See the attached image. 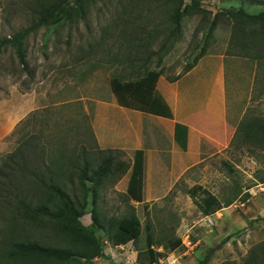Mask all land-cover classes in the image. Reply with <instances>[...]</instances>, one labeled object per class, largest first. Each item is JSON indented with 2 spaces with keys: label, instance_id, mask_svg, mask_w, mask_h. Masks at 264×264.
Masks as SVG:
<instances>
[{
  "label": "rangeland",
  "instance_id": "obj_1",
  "mask_svg": "<svg viewBox=\"0 0 264 264\" xmlns=\"http://www.w3.org/2000/svg\"><path fill=\"white\" fill-rule=\"evenodd\" d=\"M46 1L50 0H0V44L38 23ZM75 1L67 4L73 6ZM199 1L206 13H190L178 28L172 22L178 6L175 0H87L83 15L31 32L23 45L25 66L15 47L5 44L0 52V166L1 158L25 140L34 139L46 147L47 163L68 193L76 200L86 193L88 214L81 221L90 228L93 186L86 180L85 192L81 177L87 162L90 176L109 156L100 153L96 113L99 105L117 100L116 83L137 81L149 70L176 78L202 50L204 54L223 49L227 43L229 52L244 64L241 79L246 82L237 95L236 133L227 149L195 170V187L221 201L233 198V204L224 207L223 214L208 218L196 204L205 191L190 187V176L176 187L179 197L168 198L167 203L134 204L122 191L125 175L114 172L98 190L99 216L107 222L136 214L143 234L119 250L97 230L104 256L93 264H151L147 228L158 254L153 264H203L208 256V264H247L255 254V264H264V137L260 140L245 128L257 123L259 133L264 130V41L243 36L227 14L239 8L249 13L264 11V0ZM112 154L124 167L130 164L126 152ZM17 224L0 207V251L12 239L10 235L30 231ZM37 234L42 236V230ZM176 239L182 245L172 250Z\"/></svg>",
  "mask_w": 264,
  "mask_h": 264
},
{
  "label": "trees",
  "instance_id": "obj_2",
  "mask_svg": "<svg viewBox=\"0 0 264 264\" xmlns=\"http://www.w3.org/2000/svg\"><path fill=\"white\" fill-rule=\"evenodd\" d=\"M68 0H50L42 4L39 10L38 23L31 27L15 33L4 44H0V52L6 45L16 48V52L22 66L26 64V52L24 40L35 29L45 25H56L68 22L73 15H83L84 6L87 0H76L73 6L67 4ZM178 4L172 16V22L178 28L181 20L192 12L206 13L201 9L199 0H175ZM227 14L235 19V26L238 32L245 35H252L259 41H264V11L249 13L244 8L228 11ZM216 17L212 23L211 31L216 25ZM251 37V36H250ZM251 43L255 39L249 38ZM264 46V44H263ZM205 54V53H204ZM203 50L196 57L195 61L188 65L185 72L190 71L204 55ZM183 74L176 78L181 77ZM161 73L148 71L144 77L137 81L116 83V94L118 101L130 107V103L145 104L151 101L156 83ZM250 133L260 140H263V133H259L256 123L245 127ZM46 147H40L34 139H28L5 157L1 158L0 166V203L1 208L11 214V220L17 222L16 226H22L30 231L12 234V239L5 242V248L0 251V264H93L94 260L104 256V246L97 236V230L105 233L108 239L115 246L126 245L130 242H137L143 234V225L136 214L124 216L123 218H111L104 222L98 212V190L103 182L114 172L125 174L130 167L120 163L113 156L114 151L108 152L109 156L103 158L98 168L88 175L90 162H87L82 172V179L85 192L88 190L86 180L92 183V227H87L81 219L88 214L89 206L86 193L82 199H75L68 193L67 188L60 180L54 170L47 163L48 155ZM53 161V167L58 165ZM144 182V152L137 151L129 187L125 197L127 200L141 201L143 198ZM205 191V197L198 205L201 212L212 215L224 207L233 204L234 199L229 198L221 201L212 193L202 189L201 186L194 187ZM195 198L196 196L192 194ZM249 195H247L248 197ZM197 200V199H196ZM42 230L43 235L37 234ZM15 229H12L14 231ZM23 230V229H21ZM147 246L150 263L157 260L158 254L153 249L155 244L150 228H147ZM182 245V240L176 239L171 249L176 250ZM213 250L210 251V254ZM257 254L252 256L247 264L257 263ZM209 256L203 264H208Z\"/></svg>",
  "mask_w": 264,
  "mask_h": 264
},
{
  "label": "crops",
  "instance_id": "obj_3",
  "mask_svg": "<svg viewBox=\"0 0 264 264\" xmlns=\"http://www.w3.org/2000/svg\"><path fill=\"white\" fill-rule=\"evenodd\" d=\"M227 44L205 53L190 71L173 81L160 76L151 101L145 104L131 102L127 107L116 97L114 103L98 106L100 150L124 151L130 158L124 194L136 152H144L143 198L131 199L132 203H167L168 198L179 197L176 187L181 181L190 176L187 182L194 188L196 168L230 145L237 130V95L246 81L241 79L244 64L238 63V56L229 52ZM4 121L10 124L9 116ZM190 196L196 199L192 193ZM129 244L133 242L112 246L123 250Z\"/></svg>",
  "mask_w": 264,
  "mask_h": 264
}]
</instances>
